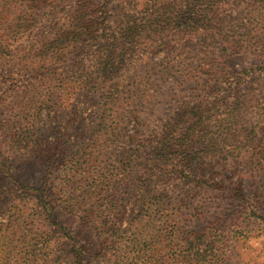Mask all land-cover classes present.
<instances>
[{
  "label": "trees",
  "instance_id": "trees-1",
  "mask_svg": "<svg viewBox=\"0 0 264 264\" xmlns=\"http://www.w3.org/2000/svg\"><path fill=\"white\" fill-rule=\"evenodd\" d=\"M59 3L0 0V197L12 200L0 212V264L97 263L58 218V200L68 205V213L93 221L101 236L117 238L114 264L218 263L228 240H245L244 232L229 234L217 225L196 232L192 224H180L177 218L185 207L200 220L204 204L149 194L142 177L133 187L130 181L139 171L150 181L166 177L187 187H214L206 168L211 156L223 168L252 171L254 181H260L264 162L254 169L255 161L249 166L247 161L250 143L264 124V86L257 92L249 85L256 73L264 72V62L214 71L185 62L179 54L162 58L140 75L133 68L148 55L146 42L173 28L188 27L202 15L203 0H74L70 12ZM254 4L264 11V0ZM225 43L253 46L250 41ZM191 82L201 86L187 92L175 112L166 108L168 113L152 128L154 134L145 143L138 141L148 127L149 105H159L173 87ZM82 91L98 99L94 127L87 132L78 127L76 137L82 142L75 149H68L62 137L46 144L42 128ZM246 139L248 144L241 145ZM31 152L47 166L39 186L24 184L11 172L14 158ZM255 154L264 160V151ZM213 179L224 183L219 176ZM129 188L134 190L133 200L126 195ZM81 190L86 198L80 200L76 194ZM241 190H234L230 198L248 206L254 233L264 238V200L251 196L255 201L249 203ZM29 199L34 206L28 208ZM37 215L44 218V231L35 229ZM125 218L129 221L124 226ZM129 232L131 238L123 243ZM56 236L73 239L72 263L55 255Z\"/></svg>",
  "mask_w": 264,
  "mask_h": 264
},
{
  "label": "rangeland",
  "instance_id": "rangeland-1",
  "mask_svg": "<svg viewBox=\"0 0 264 264\" xmlns=\"http://www.w3.org/2000/svg\"><path fill=\"white\" fill-rule=\"evenodd\" d=\"M61 1L62 3L59 4L65 8L64 11L70 12L72 10L70 6L74 0ZM191 1L193 0H189V2ZM203 2L201 5V8H203L202 15L195 16L194 22L188 23V27L173 28L153 37V42H146L148 44V55L139 64H136V68H133V70L138 71V74L142 75L145 69L150 68L151 64L160 62L162 58L167 60L174 59L179 54H181L185 62H196L205 68L212 67L214 71L222 68L241 70L247 67L249 63L263 64L264 11L259 5L254 4V0H203ZM210 20H213V22L210 23ZM196 21L198 22L196 23ZM236 40L250 41L253 46L241 43L237 47H231L225 43ZM175 41L180 42V44L175 45ZM256 42L257 45H255ZM163 43H166L164 53L161 51ZM143 63L144 66L142 68L141 64ZM200 86L201 84L197 85L191 82L183 88L173 87L172 91L163 95L159 105H149L150 110L146 115L148 127L142 130L137 140L145 143L154 134L152 128L155 127L160 118H163L164 113H168L166 108L175 112L176 105L180 100L184 99L187 92ZM249 86L257 92L260 91L264 86V72L259 71L256 73L254 80L251 81ZM97 118L98 99L94 98L88 91H82L74 96L68 107L58 108L53 113L49 118V123L42 128L41 135L46 144H55L58 138L62 137L66 140L68 149H75L82 142L80 138L76 137L78 127L82 126L83 131L87 132L94 127ZM261 127L262 130L259 132L258 137L253 139V142L250 143L253 145L248 148L249 156L251 157L248 159L247 164L249 166V162L255 161L254 164H251L254 169H258V166L264 162L255 154L258 151L260 153L264 151V124ZM240 144L246 146L248 140H240ZM216 160L217 157L211 156L206 161L207 176L211 177L214 187H187L180 180L168 181L166 177L163 180L157 178V180L151 179L150 181L147 175L139 171L133 174L130 181L131 186L133 187L138 182V178L142 177V179L146 180L144 184H146L149 194H163L167 199L176 200L177 202L204 204L206 210L200 220H195L191 211L185 207L181 209L180 217L177 218L180 224L185 222L192 224L191 226L196 232H200L212 225L220 226L222 231L229 234L236 230L237 233L239 231L244 232L242 236H246L244 237L245 240L243 238L228 240V244L225 246V253L216 264H264V238L261 235L256 237L257 235L254 233L255 225L252 219L248 217V210H246L248 206H242L241 203H237L230 198L234 194V190L237 192L242 189L241 194L244 199L253 196L259 201L264 200V172L260 181L256 180L255 182L253 179L254 175H251L252 171L244 172L242 169H236L235 166L226 165L223 168L216 163ZM60 166L61 164L58 167ZM10 167L13 175L24 184L33 186L41 185L43 183L42 178L47 172L45 160L32 152L28 153L27 156L14 158ZM243 167L247 168L246 165ZM213 172H216V174H213ZM215 175L219 176L224 183L221 184L219 179L214 180ZM220 185L222 186L219 187ZM133 193L134 190L129 188L126 195L130 200H133L131 198V195H134ZM76 195L80 196V200L86 198L83 190ZM253 197L249 199V203L255 201ZM11 202L12 200L0 197V212L8 209ZM127 202L130 204L129 202L132 201ZM26 204L28 208L34 206L32 199L26 200ZM54 205L56 206L58 218L73 232L70 233L71 236L85 248L86 256L97 261V263L94 261V264H114L117 249L114 251L113 244L117 238L110 240L107 236H101L95 229V224L93 226V221H82L79 215L73 214L72 211V213H68V205L61 200L55 201ZM128 221L129 219L127 218L123 220L124 226ZM37 223L36 230L44 231L46 229L42 216L37 217ZM250 230H253L252 233ZM245 234L251 235L248 238V235ZM128 238H131L130 232L122 242L124 243L125 239ZM54 239L52 245L55 248V255L58 256L57 254H59L72 263L73 254L70 253V242H73V239L66 238L61 240L57 236ZM166 251L169 252V249L166 248ZM170 251L173 253L174 250L170 248ZM168 256L170 257V254Z\"/></svg>",
  "mask_w": 264,
  "mask_h": 264
}]
</instances>
